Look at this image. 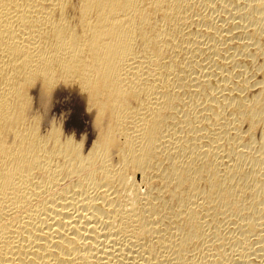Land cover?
<instances>
[{
	"label": "bare ground",
	"instance_id": "obj_1",
	"mask_svg": "<svg viewBox=\"0 0 264 264\" xmlns=\"http://www.w3.org/2000/svg\"><path fill=\"white\" fill-rule=\"evenodd\" d=\"M0 264H264V0H0Z\"/></svg>",
	"mask_w": 264,
	"mask_h": 264
}]
</instances>
